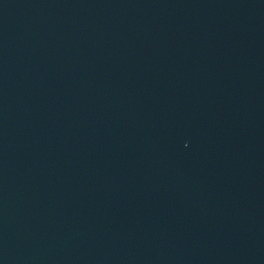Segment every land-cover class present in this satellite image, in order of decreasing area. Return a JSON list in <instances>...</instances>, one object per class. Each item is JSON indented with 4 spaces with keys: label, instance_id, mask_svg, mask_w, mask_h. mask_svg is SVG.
<instances>
[{
    "label": "water",
    "instance_id": "1",
    "mask_svg": "<svg viewBox=\"0 0 264 264\" xmlns=\"http://www.w3.org/2000/svg\"><path fill=\"white\" fill-rule=\"evenodd\" d=\"M0 264H264V0H0Z\"/></svg>",
    "mask_w": 264,
    "mask_h": 264
}]
</instances>
